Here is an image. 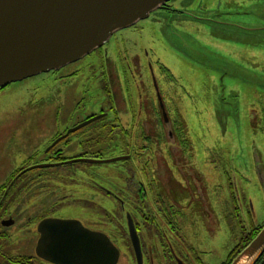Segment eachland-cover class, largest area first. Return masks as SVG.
<instances>
[{
    "label": "rangeland",
    "instance_id": "obj_1",
    "mask_svg": "<svg viewBox=\"0 0 264 264\" xmlns=\"http://www.w3.org/2000/svg\"><path fill=\"white\" fill-rule=\"evenodd\" d=\"M172 1L182 15L156 10L137 22L139 33H130L132 29L125 30L124 37L121 33L125 41L119 44H124L129 54L147 48L173 77V83H168V75L155 70L160 75L162 98L169 106L166 114L171 118L178 110L184 121L179 119L183 140L190 145L192 153L187 161L181 154V138L179 141L174 136L176 150L183 160L178 156L177 166L174 162L172 167L170 162L171 170L165 168L167 194L174 199L173 204L177 202L182 214L169 201H163V206L157 204L148 155L140 163L136 158L131 164L135 169L127 166L128 172L126 162L121 161L97 168L84 165L76 166L75 170H30L16 182V185L24 184L41 178L40 182L49 179L50 184L58 185L57 193L68 197L60 201L61 209L48 208L46 212L57 218L76 217L89 227L96 224L93 228L106 233L119 248L117 264H135L126 213L132 216L139 232L143 264H176L173 255L184 264H197L194 252L197 258H202V264H221L239 237L238 233L236 238L229 233L226 213L231 214L237 205L239 213L235 222H243L244 227L250 221L255 225L264 222V115L260 111L261 102L264 105L261 86L264 34L249 33L247 26L256 24L257 20L246 17L256 15L250 13L256 8H264V0ZM112 55H117L116 50ZM96 59L92 57V61ZM84 61L87 59L62 71L40 74L0 89V187L9 182L16 170L50 159L43 158L42 153L57 130L72 125L85 114L99 111L104 96L98 82L89 80L86 73H74L85 65ZM141 62L146 75V62L144 59ZM137 85L133 83L131 89L134 103L136 106L143 101L149 103L147 87ZM136 117L141 122L147 117L151 123L155 120L149 107ZM164 134L161 125V139L147 144L156 162H162L158 156H167L173 149ZM142 145L139 144L141 151ZM71 146L77 149L76 143ZM97 148L103 158L127 153L119 142L99 143ZM220 160H225L224 173L220 170ZM94 181L110 188L120 199L100 191L93 185ZM141 184L148 191V198L138 196L142 205L134 199ZM126 187L131 190L127 192ZM159 191L164 193L161 188ZM3 201L4 197L0 204ZM21 214L22 222L27 216ZM24 230L20 232L16 224L9 231L0 227V231L8 232V237L0 242L1 250L15 258L33 256L37 235L33 225ZM0 264L9 263L5 260Z\"/></svg>",
    "mask_w": 264,
    "mask_h": 264
},
{
    "label": "flooded vegetation",
    "instance_id": "obj_2",
    "mask_svg": "<svg viewBox=\"0 0 264 264\" xmlns=\"http://www.w3.org/2000/svg\"><path fill=\"white\" fill-rule=\"evenodd\" d=\"M172 2L174 1L167 2L162 7L161 12L170 15L175 13H179L180 15H182L183 12L180 11L177 6H173L171 4ZM250 13H254L256 15H248L246 17H251L252 19H256L257 21L256 24H253L252 26L249 24L250 26H247L249 33L264 34V8H256ZM194 19L199 20L196 18ZM129 29H132L130 33H137V29L139 28H137V25L135 24L134 26L129 27L128 29H124L123 31L115 33L107 42L106 47L105 45L102 46L94 53L88 55L87 57L79 61L83 62V60L87 59V61L90 62L84 61L85 65L81 66L78 72L74 71V73H86L89 80H96L98 82L100 91L104 96L102 102L100 103L99 111L96 113L90 112L88 114H85L83 117L77 119L76 122L72 125H67L65 127L63 126V128L57 130V132L52 135L53 137L49 139V143H47L42 153L43 158L50 157V159H44L42 163L37 164L48 165H46L45 167L39 166L31 170L45 171L52 168H69V170H75L76 166L83 167L84 165H88L89 168H97L98 164H92L85 161H81V159L93 160L103 158L102 153H98V151H100V149L97 148L98 144L119 142L124 144V147H126L127 149V153L124 155L128 156V159L125 160V171L128 172V168L130 167L127 166H131L130 164L135 163L137 161H135V158L139 159V162H142L141 160L144 157V155L142 156V153L146 149L139 151V144L153 143L159 140V138L161 137L162 125L165 127L163 128V130H165V136H169L170 138H172V140L169 142L171 143L173 149L170 154L167 153V156H169L168 159L167 156L160 155L158 157H161L162 162L160 160L156 162L155 156L154 160L149 159V161L147 162L148 165L151 166L150 177L152 180V190L154 192L153 196L156 199L158 205L163 206V201H169L172 206L175 205L179 208L177 202L173 204L174 199L169 194H167V188L169 186L168 184H166V177L168 175L166 174L167 172H165V168L169 171L171 170L170 162L172 163V167L174 166V162L176 166L178 165L175 159L178 158L179 153L176 150V143L175 139L173 138V131L175 130L176 124L177 122H179V120L175 117L170 118L166 114V109H168L169 106L167 107L164 99L162 98V94L159 88L160 80H158L160 75H156V73L161 71L162 73H164V75H168V83H173L171 80V78L173 77L163 65V63L160 61V59L155 58L151 54V51L147 48L138 49V51H134L133 54H129L126 46L124 44H119L120 42L123 43L125 41V39H122L121 33L123 34L125 30ZM113 50H116V56L112 55ZM93 56H96V61H92ZM256 56L258 57V55ZM141 59H144V62H146L145 68L147 67L148 70L146 75L145 72L142 71L143 64L141 62ZM73 65H75V63ZM66 67H63L62 69ZM131 67L135 69L131 71ZM140 67L141 70H139ZM62 69H60L59 71H62ZM133 83L134 85L138 84L136 87H147L148 93L150 95L149 103H145L143 101L142 103H139L138 106H136V104L134 103L133 92L131 91ZM261 86L264 90V80L262 81ZM261 93L262 92L258 94V97ZM118 95L120 97H118ZM117 100L121 101V103H118ZM91 104L97 105V103L94 102H92ZM145 107L152 108V119H155L153 123H151V120L148 119L149 117L142 118L146 119L142 122L140 120L136 121L138 118L136 116L141 114ZM261 110V113H263L264 115L263 102H261L260 111ZM163 111H165L166 118L163 115ZM177 112L178 110L175 111V115H177ZM104 132L106 133L105 135ZM150 133H152L153 135H151ZM56 140V145L52 147V143H54ZM72 143H76V150H73V147L71 146ZM188 143L190 142L188 141ZM130 144L133 145L132 149H130L129 147ZM142 147L146 148L147 145H142ZM183 151L181 154H183L186 160L188 161L191 158L192 153H190L191 151ZM129 153H131L132 156L129 155ZM144 154H149V151L145 152ZM179 157L181 158V156ZM151 159H153V157H151ZM181 159L183 160V158ZM219 164L221 165L220 170L224 173L225 160H220ZM89 168H86L85 170H88ZM131 169L135 168L131 166ZM20 171L21 170H16V172L18 173ZM22 175L16 178V180L8 190L3 203H1L0 205V227L9 231V229L16 224L17 228L21 229L20 232L23 233L25 231L24 229H30L33 225L34 232L37 235L36 243L33 249V256H23L26 259L25 264H36L34 262L35 260H38L42 263L45 262L47 264H55L46 261L42 258H39L36 254V246L41 236V233L38 230V226L42 221L46 219L78 221L81 223L82 227L87 230H90L92 232H102L99 229L93 228V226H95L96 224L94 225L93 223H91L93 226H90V228L89 226L84 225L80 221V219L76 217H67L66 219L57 218L54 214L47 213L46 210H48V208H52V210L61 209L63 205L60 201H64V199L68 196H64L62 194L57 193L56 187H58V185L50 184L51 180L49 179L46 182H40L41 178H39L34 181L16 185L17 180ZM141 179L144 183L142 174ZM8 184H6L0 192V200L2 195L4 194L5 189H7L10 185ZM150 184L151 182L148 183V185ZM93 185L97 187L100 191H103L109 197L112 196L115 199H120L118 194H115L114 191H112L110 188L97 184L96 181H94ZM160 188L163 190L164 193L159 191ZM126 190L127 192H129V190L131 189L126 187ZM135 191H140L139 193H134V199H136L140 203V205H142V199L138 196L142 194V198H148L147 188L145 187V185L141 184V186H138V189ZM117 192L119 191L117 190ZM24 205L27 206L24 207ZM11 208H13V210H11ZM22 212L25 213L27 217H24L25 220L21 222L19 218L22 216ZM237 212L239 213V210H237ZM179 213L180 215L182 214L180 208ZM24 225L26 227L23 228ZM53 234L60 233L54 232ZM66 234L86 233L82 231H68ZM7 237V231H0V242L2 240H5ZM1 247L2 246L0 244V262H4L6 260L10 264L9 260L5 259V257H15H10L6 252H3L1 250ZM52 251L55 250L51 248L47 251V253L51 255L53 254Z\"/></svg>",
    "mask_w": 264,
    "mask_h": 264
},
{
    "label": "water",
    "instance_id": "obj_3",
    "mask_svg": "<svg viewBox=\"0 0 264 264\" xmlns=\"http://www.w3.org/2000/svg\"><path fill=\"white\" fill-rule=\"evenodd\" d=\"M169 1L0 0V88L57 71L84 58L106 44L113 34L147 19ZM126 158L81 161L110 163ZM126 218L136 262L142 264L136 227L129 214ZM38 230L41 236L36 254L46 261L55 264H116L118 261L119 251L108 236L87 230L78 221L46 219ZM68 231L86 234H66ZM51 248L55 251L49 255L47 251ZM263 254L264 224L230 264H256Z\"/></svg>",
    "mask_w": 264,
    "mask_h": 264
},
{
    "label": "trees",
    "instance_id": "obj_4",
    "mask_svg": "<svg viewBox=\"0 0 264 264\" xmlns=\"http://www.w3.org/2000/svg\"><path fill=\"white\" fill-rule=\"evenodd\" d=\"M176 119H180V121H182V122H184L183 121V119L181 118V116H180V114H179V112H177V115H175L174 116ZM180 121L179 122H177V124H176V128H175V130L173 131V138H174V136L176 137V139L177 140H179L180 141V139H179V137L181 138V141H182V144H183V150L184 151H191V148H190V146L188 147V144L186 143V141L185 140H183V136H184V131H183V128H181V126H180ZM163 128H165L164 126H163ZM165 130H163V132H164ZM165 133V132H164ZM165 135V134H164ZM162 137V136H161ZM161 137H160V139H161ZM165 138H166V140L167 141H171L172 140V138H170L169 136L167 137V136H165ZM122 144V143H121ZM147 144H151V143H147ZM147 144H144V145H147ZM122 146H124V144H122ZM129 147L130 148H132L133 147V145H129ZM143 149V148H142ZM144 149H146L145 150V152H147V151H149V154H144V156L145 155H148V157H149V159L150 160H154V154H151V151H150V147L149 146H147L146 148H144ZM189 149V150H188ZM139 151H141L140 149H138ZM183 151V152H184ZM129 155H131L132 156V154L131 153H129ZM151 157H153V159H151ZM136 159V158H135ZM136 161V160H135ZM142 161V160H141ZM149 161V160H148ZM121 162V161H120ZM124 162H126L125 160L124 161H122L121 163H124ZM138 163H140L139 162V159H138ZM131 165V164H130ZM137 165V164H136ZM123 166V165H122ZM132 166V165H131ZM138 166V165H137ZM136 166V169H138V167ZM125 167V166H124ZM148 167H149V170L151 171V166L150 165H148ZM18 172H15V173H13L12 175H11V177H10V180L11 179H13L15 176H16V174H17ZM151 173V172H150ZM10 180H9V182H10ZM8 182V183H9ZM8 183H6V184H8ZM5 184V185H6ZM5 185H3L1 188H0V192L2 191V189L4 188V186ZM233 189H231V193H233ZM233 199H234V195H233ZM233 201H236V199H234ZM239 208V207H238ZM238 208H237V205H235L234 206V211H232V213L231 214H229V213H226L225 214V221L227 222V226H228V228H229V233L233 236V238H236V234L238 233L239 234V237L237 238V243H236V245L233 247V249L231 250V252L229 253V255H228V258L226 259V261H224L223 263H221V264H229L230 263V261H231V259L247 244V243H249L252 239H253V237L258 233V231L261 229V226H262V224L260 225H255L254 224V222L253 221H250L249 222V226L248 227H244V226H242V224L241 223H243V222H235V215L237 214L238 215V212H237V210H238ZM140 211H142V210H140ZM143 213V212H142ZM141 213V214H142ZM169 224H171L170 222H169ZM2 254V253H1ZM5 259H8L9 260V262H10V264H25V262H26V259H25V257H18V258H9V257H5ZM198 260V259H197ZM198 263H200V264H202L199 260L197 261V264ZM256 264H264V254L261 256V258L258 260V262L256 263Z\"/></svg>",
    "mask_w": 264,
    "mask_h": 264
}]
</instances>
